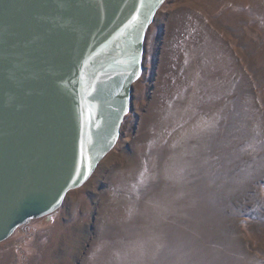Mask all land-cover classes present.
<instances>
[{
	"label": "rangeland",
	"instance_id": "1",
	"mask_svg": "<svg viewBox=\"0 0 264 264\" xmlns=\"http://www.w3.org/2000/svg\"><path fill=\"white\" fill-rule=\"evenodd\" d=\"M0 264H264V0H167L116 146Z\"/></svg>",
	"mask_w": 264,
	"mask_h": 264
},
{
	"label": "water",
	"instance_id": "2",
	"mask_svg": "<svg viewBox=\"0 0 264 264\" xmlns=\"http://www.w3.org/2000/svg\"><path fill=\"white\" fill-rule=\"evenodd\" d=\"M166 1L0 0V243L114 149Z\"/></svg>",
	"mask_w": 264,
	"mask_h": 264
},
{
	"label": "snow or ice",
	"instance_id": "3",
	"mask_svg": "<svg viewBox=\"0 0 264 264\" xmlns=\"http://www.w3.org/2000/svg\"><path fill=\"white\" fill-rule=\"evenodd\" d=\"M81 155H82V159H83V152H82V154H81ZM89 167H90V166H89Z\"/></svg>",
	"mask_w": 264,
	"mask_h": 264
}]
</instances>
